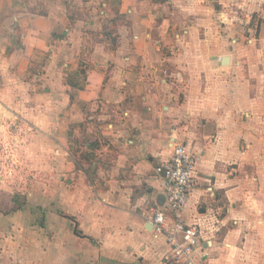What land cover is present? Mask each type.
<instances>
[{
	"label": "crops",
	"instance_id": "0c3cea01",
	"mask_svg": "<svg viewBox=\"0 0 264 264\" xmlns=\"http://www.w3.org/2000/svg\"><path fill=\"white\" fill-rule=\"evenodd\" d=\"M0 133V264H174L176 143L195 264H264V0H0Z\"/></svg>",
	"mask_w": 264,
	"mask_h": 264
},
{
	"label": "built area",
	"instance_id": "2783aa9c",
	"mask_svg": "<svg viewBox=\"0 0 264 264\" xmlns=\"http://www.w3.org/2000/svg\"><path fill=\"white\" fill-rule=\"evenodd\" d=\"M197 156L182 143L173 145L171 154L155 167L166 191L164 208L154 209L147 218L156 235H163L174 264H195L199 249V227L187 224L182 211L194 188Z\"/></svg>",
	"mask_w": 264,
	"mask_h": 264
},
{
	"label": "rangeland",
	"instance_id": "374dc122",
	"mask_svg": "<svg viewBox=\"0 0 264 264\" xmlns=\"http://www.w3.org/2000/svg\"><path fill=\"white\" fill-rule=\"evenodd\" d=\"M251 29H252V33L256 34V30H257L256 25H252ZM8 139H9L8 136L4 135L3 133H0V163L6 162V166L5 168H3V170L0 167L1 175L4 173H6L5 175L13 174L14 173L13 169L15 170V172H18L20 167V166H16V162L11 161V156L12 155L16 156V152H15V148L12 146V143H8L9 142ZM10 163L12 164L11 166Z\"/></svg>",
	"mask_w": 264,
	"mask_h": 264
},
{
	"label": "water",
	"instance_id": "95a60500",
	"mask_svg": "<svg viewBox=\"0 0 264 264\" xmlns=\"http://www.w3.org/2000/svg\"><path fill=\"white\" fill-rule=\"evenodd\" d=\"M224 59H227V57H224Z\"/></svg>",
	"mask_w": 264,
	"mask_h": 264
}]
</instances>
